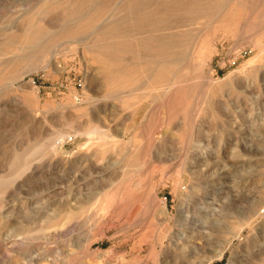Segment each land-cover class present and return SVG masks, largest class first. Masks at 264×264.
<instances>
[{
    "label": "rangeland",
    "instance_id": "rangeland-1",
    "mask_svg": "<svg viewBox=\"0 0 264 264\" xmlns=\"http://www.w3.org/2000/svg\"><path fill=\"white\" fill-rule=\"evenodd\" d=\"M263 205L264 0H0V264H264Z\"/></svg>",
    "mask_w": 264,
    "mask_h": 264
},
{
    "label": "bare ground",
    "instance_id": "bare-ground-1",
    "mask_svg": "<svg viewBox=\"0 0 264 264\" xmlns=\"http://www.w3.org/2000/svg\"><path fill=\"white\" fill-rule=\"evenodd\" d=\"M36 32H37V30H36ZM36 32L35 31H33V29H32V31L31 32H28L25 36H24V38L27 40V41H29L30 42V40L31 41H33V39H32V37H33V35H35L36 34ZM38 33V32H37ZM36 36V35H35ZM31 37V38H30ZM34 40H35V37H34ZM26 41V42H27ZM28 42V43H29ZM29 44H31V42L29 43ZM264 206V205H263ZM252 215L251 216H247V219L246 220H244V221H242V222H240V225H239V227H240V229L243 227V226H246L248 223V221L249 220H251L252 218H254V217H259V216H261V214L259 213V211H257L256 213H254L253 214V212L251 213ZM246 218V217H245ZM239 229V228H238ZM240 229H239V231H238V233L236 234V236L237 235H239V233H240ZM227 239V238H226ZM230 239V238H229ZM229 239H228V241H229ZM222 253V250H219L218 251V256L220 255Z\"/></svg>",
    "mask_w": 264,
    "mask_h": 264
},
{
    "label": "built area",
    "instance_id": "built-area-1",
    "mask_svg": "<svg viewBox=\"0 0 264 264\" xmlns=\"http://www.w3.org/2000/svg\"><path fill=\"white\" fill-rule=\"evenodd\" d=\"M247 54V52L244 50L243 52H241L240 53V56L242 57V55H246ZM236 61H237V58L235 57V58H232V59H228V60H226L225 58H223V60H222V65H226V63H227V65L228 66H235L236 65Z\"/></svg>",
    "mask_w": 264,
    "mask_h": 264
}]
</instances>
